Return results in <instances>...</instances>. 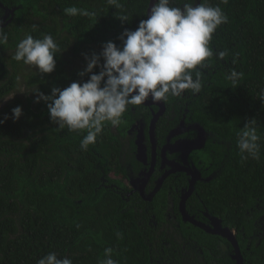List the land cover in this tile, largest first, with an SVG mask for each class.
Segmentation results:
<instances>
[{
  "label": "flooded vegetation",
  "instance_id": "flooded-vegetation-1",
  "mask_svg": "<svg viewBox=\"0 0 264 264\" xmlns=\"http://www.w3.org/2000/svg\"><path fill=\"white\" fill-rule=\"evenodd\" d=\"M117 2L118 6L108 0H0V31L7 36L0 44V71L13 66L21 40L52 21L57 22L60 36L70 28L72 43L82 37L80 46L92 53H100L107 41L122 47L120 34L135 30L155 0ZM205 2L218 5L225 14L221 0H171V6L182 9L185 3ZM128 4L137 7L126 8L125 13ZM72 6L94 15H67L64 9ZM227 22L212 34L213 56L193 70V79L195 71L201 73L199 93L185 90L160 102L149 98L141 105H129L118 126L107 122V145L116 151L117 165L89 145L98 172L93 195L119 196L120 211L128 216L144 256L140 264H264V195L243 191V200L227 202L210 192L212 182L223 179L235 149L227 132L234 127L214 110L216 95H227L240 79L234 84L228 78L233 70L240 73L241 62L237 44L229 41ZM73 51V46L58 50L67 73L83 65L78 62L81 49ZM222 51L227 52L223 59L218 56ZM67 54L72 62L64 60ZM25 86L26 82L18 96L31 95V87ZM83 135L82 131L78 140ZM236 205L240 213L233 212Z\"/></svg>",
  "mask_w": 264,
  "mask_h": 264
},
{
  "label": "trees",
  "instance_id": "trees-1",
  "mask_svg": "<svg viewBox=\"0 0 264 264\" xmlns=\"http://www.w3.org/2000/svg\"><path fill=\"white\" fill-rule=\"evenodd\" d=\"M136 7L128 4L124 12ZM225 15L229 41L238 46L242 76L227 95H216L214 110L234 127L227 132L235 149L223 179L213 181L210 192L228 202L243 200V191L264 195V0H227ZM69 29L60 36L57 22L52 21L31 35L35 39L50 35L58 50L73 46L75 54L81 49L77 59L83 65L67 73L57 50L52 73L37 70L25 75L31 95L15 96L0 107V120L5 114L10 117L16 106L23 109L19 120L9 118L0 124V264H38L51 252L72 264H102L108 248L116 264H140L144 256L128 216L120 211L119 196L112 192L93 195L98 184L94 157L89 146L81 148L83 137L78 140L86 130L58 128L50 120L47 103L35 102L38 92L47 95L54 86L63 89L89 78L80 72L86 67L85 54L91 57L93 53L80 46L82 37L72 43L74 32ZM16 62L13 59L10 70L0 71V102L17 88L22 66ZM99 71V67L94 69ZM251 121L249 126L259 137V159L239 148V134ZM109 139L105 122L94 147L117 165L116 151L107 145ZM236 206L233 212L240 213Z\"/></svg>",
  "mask_w": 264,
  "mask_h": 264
},
{
  "label": "clouds",
  "instance_id": "clouds-1",
  "mask_svg": "<svg viewBox=\"0 0 264 264\" xmlns=\"http://www.w3.org/2000/svg\"><path fill=\"white\" fill-rule=\"evenodd\" d=\"M118 6L117 0H108ZM227 3V0H221ZM70 16H91L93 13L75 6L64 9ZM121 21L127 20L119 16ZM227 21L222 9L207 3H185L183 8L172 7L171 0H155L146 19L139 22L135 30L125 29L119 36L123 46L113 41L103 43L99 54H85L86 67L81 76L89 74L85 82H72L66 88L52 87L50 94L38 92L35 102L47 103L50 120L58 128L70 131L86 130L81 148L87 150L95 144L105 122L118 126L129 105H141L149 98L153 102L166 101L169 96L179 97L185 90L199 93L202 89L201 73L193 70L204 67L213 56L209 47L212 34ZM7 36L0 31V44ZM58 45L50 35L35 39L27 35L17 45L16 61L36 66L41 73H52L56 67L54 59ZM226 51L218 53L223 59ZM101 60L103 63H101ZM99 67L98 73L94 69ZM242 76L233 70L228 77L234 84ZM23 115L21 106L5 114L0 124L11 118L17 121ZM248 122L239 134V148L254 159H259V137ZM111 248L105 249L108 258L102 264H116L110 257ZM38 264H72L68 258L58 259L51 252L38 260Z\"/></svg>",
  "mask_w": 264,
  "mask_h": 264
},
{
  "label": "rangeland",
  "instance_id": "rangeland-1",
  "mask_svg": "<svg viewBox=\"0 0 264 264\" xmlns=\"http://www.w3.org/2000/svg\"><path fill=\"white\" fill-rule=\"evenodd\" d=\"M64 60L72 62V57L69 54H67V55L64 56ZM71 67L72 66H69V68H71ZM36 69H37V67L34 66V65H27V66H22L21 67L20 74H19V79H18V85H17V88H16L15 92L12 93L5 100H2L0 102V107L3 106L6 102H8L9 99L13 98L14 96L23 95L24 84H25V75L28 74V73L35 72ZM25 88H27V87L25 86Z\"/></svg>",
  "mask_w": 264,
  "mask_h": 264
}]
</instances>
